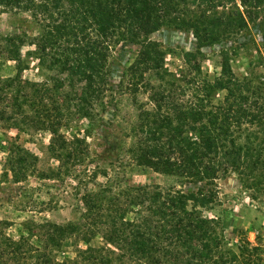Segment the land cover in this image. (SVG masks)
Returning a JSON list of instances; mask_svg holds the SVG:
<instances>
[{"label": "trees", "instance_id": "obj_1", "mask_svg": "<svg viewBox=\"0 0 264 264\" xmlns=\"http://www.w3.org/2000/svg\"><path fill=\"white\" fill-rule=\"evenodd\" d=\"M229 1L0 0V5L33 11L34 20L41 24V30L30 44L36 47L34 53L39 55V64L55 69L57 74H66L68 85L73 90H64L62 78H59L57 93L63 100L66 96L68 100H74V113L89 121L91 125L86 129L89 132L99 115L96 102L101 97V84L105 82L103 75L113 47L122 41L140 42L162 25L182 24L185 21L181 16L182 6L189 2L205 3L213 9ZM240 1L252 9L264 2ZM239 23L243 25V19ZM213 24L217 26L215 22ZM205 30L201 27L198 31L203 33L205 39H217L219 36L214 29ZM223 30L230 29L226 27ZM7 41L12 45H7L11 47L7 48L11 52V59L18 61L20 45H25V40L15 34ZM150 52L159 53V50L154 45H144L139 51V63L136 60L135 65L129 66L132 86L139 81L136 75L140 64L143 69L149 66ZM47 57L51 58L50 62H46ZM225 71L223 75L228 74ZM227 77L225 83L221 77L214 78L212 82L203 81L201 88L202 101L211 99L214 90H227L224 97L227 106L207 108L203 102L197 107L187 106L170 96L171 90L163 88L153 95L158 96L152 99L156 107L140 113L142 122L130 126L134 140L127 153L134 164L177 176L181 183H201L196 191L185 192L172 185L124 184L119 176L115 181L108 177L107 170H103L100 174L108 177L106 182L97 183L96 188L82 194V206L78 207L80 214L75 220L41 224L23 221L17 226V237L5 231L8 222L1 220L0 264L221 262L222 254L231 251L224 252L222 248L216 230L217 221L205 217L198 207H206L213 202L209 186L227 173L237 172L245 176L255 172L258 178L264 177L263 142H254V138L250 139L248 134L245 142L235 136L244 122L254 123L259 119L256 123L260 129L264 128V120H261L264 114L262 118H257L258 114L244 107V103L250 100L244 91L251 88L244 86V81L230 72ZM16 80V77L0 79V96L7 94V89ZM172 82L175 83V79ZM43 85L48 86V82ZM263 88L262 84L257 85L251 96L260 93ZM10 99L17 101L18 96L12 94ZM260 99L257 96L255 103ZM36 121L37 129L47 125L45 127L52 132L48 147L61 165L65 158H80L83 153L79 148L87 146L85 138L74 135L72 140H68L59 132L61 122L49 123L40 117ZM16 148L20 153L24 152L22 160L33 159L31 165H36L37 157L33 153L19 146ZM15 163L10 161L8 168L18 181L21 166ZM24 177L22 174L21 178ZM69 243H73L74 255L64 254L58 258L56 252H64Z\"/></svg>", "mask_w": 264, "mask_h": 264}, {"label": "rangeland", "instance_id": "obj_2", "mask_svg": "<svg viewBox=\"0 0 264 264\" xmlns=\"http://www.w3.org/2000/svg\"><path fill=\"white\" fill-rule=\"evenodd\" d=\"M253 9L240 0H230L213 9L205 3L189 2L182 6V24L168 23L140 42L122 41L113 47L103 75L101 97L96 102L99 115L87 132L91 124L74 113V100H68V96L63 100L57 93L59 78L64 90H73L66 74L41 67L39 55L34 53L36 47L30 42L41 30V24L34 20L33 11L0 5V79L17 78L7 94L0 96V221L10 224H6L5 231L17 237V226L23 221L41 224L75 220L80 214L82 194L96 188L97 183H105L108 177L116 181L119 176L124 184L172 185L185 192L196 191L201 183H181L177 176L134 164L127 153L134 140L130 126L142 122L140 113L156 107L152 99L158 96L153 95L163 88L171 90L170 96L187 106L197 107L201 102L207 108L226 105L227 90H214L211 99L202 101L201 88L203 81L212 82L217 77L225 83L229 72L251 88L244 91L250 100L243 106L262 118L264 88L251 94L257 85L264 87V2ZM241 19L244 23L240 26ZM201 27L214 29L219 36L205 39L198 32ZM226 27L230 30H223ZM15 34L26 42L20 45L18 61L11 59L7 50L11 48L7 47V40ZM146 44L156 46L159 53L150 52L146 69L140 64L136 75L139 81L132 86L129 66L135 65L136 60L139 63V51ZM47 58L46 62H50L51 58ZM223 71L228 74L223 75ZM45 82L48 86L43 85ZM12 94L18 96L17 101H11ZM257 96L261 99L255 103ZM39 117L49 123L61 122L59 132L68 140L74 135L85 138L87 146L79 148L83 154L78 160L65 158L60 164L48 147L52 132L47 125L36 127ZM256 122L259 119L244 122L235 133L238 140L245 142L248 134L254 142L264 145V128L260 129ZM16 146L33 153L36 165H31L33 159L22 160L24 152L20 153ZM12 160L21 166L18 181L8 168ZM103 170H107L108 177L100 174ZM263 188L264 177L258 178L255 172L245 176L227 173L209 186L213 202L198 208L205 217L217 221L222 248L224 252L231 251L222 254L223 262L216 264H264ZM69 244L64 252H56L58 258L74 255L73 243Z\"/></svg>", "mask_w": 264, "mask_h": 264}]
</instances>
